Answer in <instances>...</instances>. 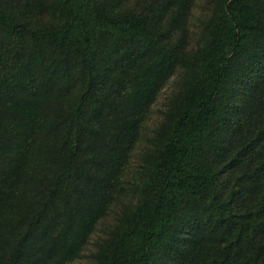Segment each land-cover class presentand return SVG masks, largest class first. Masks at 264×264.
Here are the masks:
<instances>
[{
  "label": "trees",
  "instance_id": "16d2710c",
  "mask_svg": "<svg viewBox=\"0 0 264 264\" xmlns=\"http://www.w3.org/2000/svg\"><path fill=\"white\" fill-rule=\"evenodd\" d=\"M208 2L0 0V264L79 256L176 67L96 264H264V0Z\"/></svg>",
  "mask_w": 264,
  "mask_h": 264
},
{
  "label": "rangeland",
  "instance_id": "374dc122",
  "mask_svg": "<svg viewBox=\"0 0 264 264\" xmlns=\"http://www.w3.org/2000/svg\"><path fill=\"white\" fill-rule=\"evenodd\" d=\"M208 1L193 0L186 26L188 49L196 44L201 26L209 16L210 6ZM182 75V69L176 67L165 84L159 88L149 109L141 119L137 141L122 173L121 183L128 194L127 198L122 200V204L130 202V198L133 196L134 182L139 177L142 158L152 146V141L163 120L168 101L177 93L180 87ZM121 203L113 204L111 211L107 212L98 221L94 231L82 246L79 256L68 264H96L95 254L106 240L109 232L114 228L117 212L122 207Z\"/></svg>",
  "mask_w": 264,
  "mask_h": 264
}]
</instances>
